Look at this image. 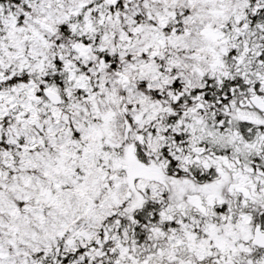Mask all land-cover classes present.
I'll use <instances>...</instances> for the list:
<instances>
[{
	"label": "snow or ice",
	"instance_id": "obj_1",
	"mask_svg": "<svg viewBox=\"0 0 264 264\" xmlns=\"http://www.w3.org/2000/svg\"><path fill=\"white\" fill-rule=\"evenodd\" d=\"M0 264H264V0H0Z\"/></svg>",
	"mask_w": 264,
	"mask_h": 264
}]
</instances>
